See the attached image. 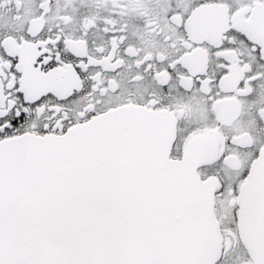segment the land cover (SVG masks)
Returning <instances> with one entry per match:
<instances>
[{"label": "snow or ice", "instance_id": "6c2138e0", "mask_svg": "<svg viewBox=\"0 0 264 264\" xmlns=\"http://www.w3.org/2000/svg\"><path fill=\"white\" fill-rule=\"evenodd\" d=\"M0 264H264V0H0Z\"/></svg>", "mask_w": 264, "mask_h": 264}]
</instances>
